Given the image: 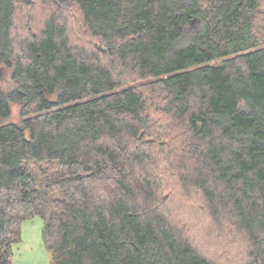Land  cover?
Here are the masks:
<instances>
[{"label":"trees","instance_id":"1","mask_svg":"<svg viewBox=\"0 0 264 264\" xmlns=\"http://www.w3.org/2000/svg\"><path fill=\"white\" fill-rule=\"evenodd\" d=\"M262 10L0 0V264L34 216L49 264H264Z\"/></svg>","mask_w":264,"mask_h":264},{"label":"rangeland","instance_id":"2","mask_svg":"<svg viewBox=\"0 0 264 264\" xmlns=\"http://www.w3.org/2000/svg\"><path fill=\"white\" fill-rule=\"evenodd\" d=\"M262 12L264 11L262 10ZM40 13L41 12H37L35 13V15L40 16ZM77 21H78V17L76 18V21L70 20L71 28L72 26L75 25V28L77 30V27H76V25H78ZM76 32H79V31H76ZM77 41H80L81 43L89 42L90 44H92L91 43L92 40L86 36L79 37ZM0 79H1L0 81L3 87L8 88L10 86V71L1 70ZM138 84H142V82ZM19 121H20V106L13 104L11 105V117L9 118L8 122L18 123ZM194 206L195 205L192 204L193 209H194ZM189 215H192V214H189ZM199 220H202V218L197 219V221ZM42 226H43V220L39 216H34L31 218L22 220L18 224L19 232H20V242L13 244L11 247L12 264H49V256L45 251L44 243H43ZM201 228L198 233V236L201 234L204 235L205 242H202V245L204 247L206 245L209 246V248L206 247L208 252H210L211 246L215 245V243H217V245L219 244L221 245V243H219L220 240L217 239L216 234L206 230L207 227H205V229L204 227L203 229ZM230 247L228 251L229 253L228 259L231 260V263L232 262L235 263L237 262L236 257L238 256L235 250L237 246L235 245L233 248H230ZM217 248H219V246H217Z\"/></svg>","mask_w":264,"mask_h":264}]
</instances>
